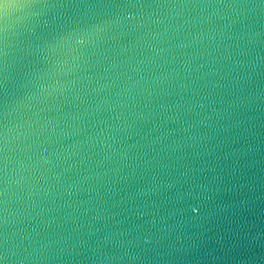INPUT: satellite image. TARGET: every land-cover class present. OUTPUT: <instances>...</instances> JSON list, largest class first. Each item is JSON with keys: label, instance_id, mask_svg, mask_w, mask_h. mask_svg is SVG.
<instances>
[{"label": "water", "instance_id": "water-1", "mask_svg": "<svg viewBox=\"0 0 264 264\" xmlns=\"http://www.w3.org/2000/svg\"><path fill=\"white\" fill-rule=\"evenodd\" d=\"M0 264H264V0H0Z\"/></svg>", "mask_w": 264, "mask_h": 264}, {"label": "snow or ice", "instance_id": "snow-or-ice-1", "mask_svg": "<svg viewBox=\"0 0 264 264\" xmlns=\"http://www.w3.org/2000/svg\"><path fill=\"white\" fill-rule=\"evenodd\" d=\"M5 3H7V0H5Z\"/></svg>", "mask_w": 264, "mask_h": 264}]
</instances>
